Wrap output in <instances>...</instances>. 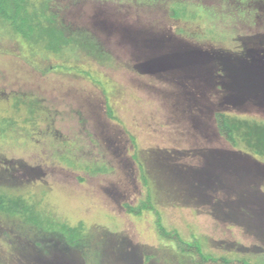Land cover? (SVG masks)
I'll use <instances>...</instances> for the list:
<instances>
[{"label": "rangeland", "instance_id": "1", "mask_svg": "<svg viewBox=\"0 0 264 264\" xmlns=\"http://www.w3.org/2000/svg\"><path fill=\"white\" fill-rule=\"evenodd\" d=\"M32 1L105 55L43 53L1 30L0 264H196L153 211H126L149 189L168 230L264 264V156L216 120L264 122V0ZM19 200L82 222V243L29 224Z\"/></svg>", "mask_w": 264, "mask_h": 264}, {"label": "trees", "instance_id": "2", "mask_svg": "<svg viewBox=\"0 0 264 264\" xmlns=\"http://www.w3.org/2000/svg\"><path fill=\"white\" fill-rule=\"evenodd\" d=\"M52 8L53 6L46 1L36 6L32 0H0V32L3 29L13 38H20L25 44L38 45L42 47L40 49L43 53L62 54L73 51L77 47H84L91 53L98 50L100 55L104 54L103 51L97 49L95 41L85 32L73 29L61 22L59 15ZM173 14L176 13L173 12ZM85 73L90 75L88 71ZM20 103L17 99L16 105ZM107 107L109 115L114 117L111 106L108 105ZM216 120L220 134L233 146L245 148L260 157L264 156L263 121L230 117L224 112H217ZM5 127L1 126V131L6 129ZM135 157L137 158V156ZM140 168L142 170L141 178L147 184L148 180L143 173L142 163H140ZM3 201V198L0 197V207ZM19 201L23 214H25V220L29 224L40 226L43 230L47 229L48 225L50 227L58 225L65 232L69 246L76 247L82 243V222L77 226L57 224L52 219L43 217L41 212L26 200ZM125 207L128 213L135 215L142 214L144 210L153 211L156 216L159 235L164 239L173 241L179 253L193 256L196 264H259L247 257H228L207 253L198 238L194 237L192 240H187L181 236L177 229L168 230L162 222L160 211L153 203L150 189L147 191L146 199L141 200L135 206L126 203Z\"/></svg>", "mask_w": 264, "mask_h": 264}]
</instances>
